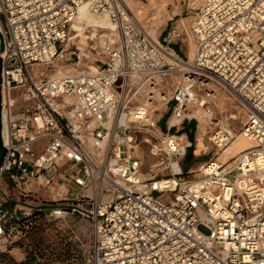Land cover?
<instances>
[{"label":"built area","instance_id":"obj_1","mask_svg":"<svg viewBox=\"0 0 264 264\" xmlns=\"http://www.w3.org/2000/svg\"><path fill=\"white\" fill-rule=\"evenodd\" d=\"M84 4L115 30L83 47L72 27ZM190 31L192 58L170 47L179 26L156 41L125 0H0V254L33 218L76 215L90 223L91 264H264V0H202ZM217 87L242 126L210 140L252 144L226 161L216 152L192 180L181 167L145 172L140 145L172 167L192 144L176 133L197 107L214 113L202 98ZM157 103L171 111L165 134Z\"/></svg>","mask_w":264,"mask_h":264},{"label":"rangeland","instance_id":"obj_2","mask_svg":"<svg viewBox=\"0 0 264 264\" xmlns=\"http://www.w3.org/2000/svg\"><path fill=\"white\" fill-rule=\"evenodd\" d=\"M125 1L134 11L148 34L152 38L154 35L158 41L164 42V39L169 35L171 30L175 26H179L183 30V35L180 39H174L170 47L181 56H190V58H192L194 41L192 39L190 27L192 19L197 13L202 0ZM73 30L75 31V29ZM76 33H78V31L72 32V34ZM102 33L110 35L113 32L110 31V29L103 30L102 28H98L96 30L94 27L89 26L84 31V36H88V38H85V41H83L81 36H78L75 42L79 46H89L91 42L89 36L95 35L98 38ZM180 79L181 77L178 73L168 77L167 80L171 84V90L173 89V85ZM217 92L227 99L217 101V105L214 104V116L212 118H216V120H214V123L207 125L208 132L204 134V138H199L200 133H203L201 130V122L196 117L190 121L184 122L176 133L178 136L185 133L188 134V138L185 137V140L179 141L182 146L183 144L184 146L187 144L189 145V142L192 143L186 148L185 152H182L174 158V161H177L182 169V174L178 177L182 178V180H192L199 176L200 165L216 156L218 149L214 143H212L210 137L212 132L219 125H230L237 131L240 130L242 126V122L237 121L233 123L228 119L229 114L237 113L238 115L240 111V109L232 103L233 98L231 100L228 99L230 97L226 92H223V88ZM168 108L169 105L166 106L165 104L157 103L154 106L155 111L151 113L157 118V126L164 134L168 132V122L171 120V111ZM199 114H202L201 110L197 113V115ZM240 120H242V117ZM175 132V128L171 129V134ZM155 142L160 144V141ZM140 149L142 150V154L140 152L139 156L144 160L143 170L145 172L154 169L155 171H161L159 174L161 176L170 177L173 174L174 170L171 166L168 167V169L162 170L164 166H160V161L161 157L164 159L165 157L153 155L151 145L142 144L140 145ZM216 157H218V155ZM174 168L178 170L177 163L174 164ZM163 198L168 199V195H165ZM37 221L42 227L33 229L30 234H27L26 237L18 241L16 246H19L22 251L15 249L14 253L10 254L17 263L8 264H91L89 257L91 228L87 219L71 215L66 219H57L50 222L42 220ZM20 258L22 260H19Z\"/></svg>","mask_w":264,"mask_h":264},{"label":"bare ground","instance_id":"obj_3","mask_svg":"<svg viewBox=\"0 0 264 264\" xmlns=\"http://www.w3.org/2000/svg\"><path fill=\"white\" fill-rule=\"evenodd\" d=\"M89 26L94 27V29H96V30L98 28H102L103 30L110 29V31H113V32L115 30V24L111 20V17L108 14H96L89 9L87 4H84V5L80 6L77 17L74 21L72 28L75 29V31H78L79 36H81L82 40L85 41V38L87 39L88 36H84V31ZM153 38L156 41H158V39L154 35H153ZM194 51H195V44H194ZM194 51H193V54H194ZM219 90L220 89L217 88V91H219ZM217 91H215V93L212 94L211 98H206V97L202 98V99H204L203 103H214L215 105H217V101L227 99V98H224L223 96H221L220 93ZM223 92H225V90H223ZM229 99L231 100L232 98H229ZM207 109H208V107H207ZM200 110L202 111V114L197 115V113ZM195 115L198 117L199 121L201 122V130H202L203 134L200 133L199 138L203 139L204 134H207V132H208L207 125H209L211 123V121L213 119L212 116H214V113L208 112L207 110L205 111L201 106H199L195 109ZM178 139L180 141L185 140V136L184 135L178 136ZM251 144L252 143L247 138H245L244 135L237 134V137L223 151H217L218 152V159L221 161H226L229 157H231V156L237 154L238 152H240L241 150L249 147ZM183 147H184V144H183ZM141 154H142V152H141ZM175 163H177V165H178V170H176L174 168ZM171 164H172L174 171L180 170V166H179L177 161L173 160V161H171ZM201 165H200L199 169L202 168ZM164 179L166 180V178H164ZM169 180L171 182L175 183V182H177L178 179L175 177H172Z\"/></svg>","mask_w":264,"mask_h":264},{"label":"water","instance_id":"obj_4","mask_svg":"<svg viewBox=\"0 0 264 264\" xmlns=\"http://www.w3.org/2000/svg\"><path fill=\"white\" fill-rule=\"evenodd\" d=\"M1 71H2V59L0 57V166L4 156V140H3V122H2V95H1Z\"/></svg>","mask_w":264,"mask_h":264},{"label":"trees","instance_id":"obj_5","mask_svg":"<svg viewBox=\"0 0 264 264\" xmlns=\"http://www.w3.org/2000/svg\"><path fill=\"white\" fill-rule=\"evenodd\" d=\"M37 220H38V218L32 219V222H33L32 229L30 230V232L28 234H30L33 229H39L42 227L41 224ZM0 263L8 264V263H17V262L14 261V259L9 254V252H4V253L0 254Z\"/></svg>","mask_w":264,"mask_h":264},{"label":"crops","instance_id":"obj_6","mask_svg":"<svg viewBox=\"0 0 264 264\" xmlns=\"http://www.w3.org/2000/svg\"><path fill=\"white\" fill-rule=\"evenodd\" d=\"M185 137L188 138V134H187V133H185ZM188 140H189V139H188ZM233 156H234V155H233ZM15 249L22 251V249H21L19 246H16V247H14L13 249H11V250L9 251V254H13ZM23 254H24V253H23ZM11 256H12V255H11ZM19 260H22V259L20 258ZM19 262H20V261H19Z\"/></svg>","mask_w":264,"mask_h":264}]
</instances>
